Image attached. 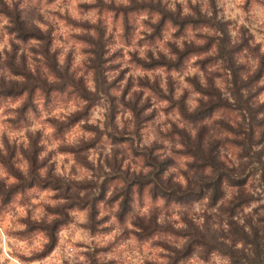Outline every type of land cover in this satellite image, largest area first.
<instances>
[{"label": "clouds", "instance_id": "9594fccd", "mask_svg": "<svg viewBox=\"0 0 264 264\" xmlns=\"http://www.w3.org/2000/svg\"><path fill=\"white\" fill-rule=\"evenodd\" d=\"M0 264H264V0H0Z\"/></svg>", "mask_w": 264, "mask_h": 264}]
</instances>
